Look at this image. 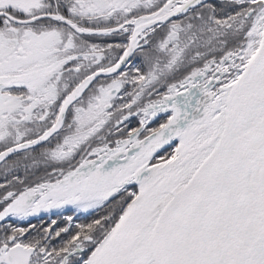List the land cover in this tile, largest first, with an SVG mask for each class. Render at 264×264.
<instances>
[{"label": "snow or ice", "instance_id": "snow-or-ice-1", "mask_svg": "<svg viewBox=\"0 0 264 264\" xmlns=\"http://www.w3.org/2000/svg\"><path fill=\"white\" fill-rule=\"evenodd\" d=\"M0 264H264V0H0Z\"/></svg>", "mask_w": 264, "mask_h": 264}]
</instances>
